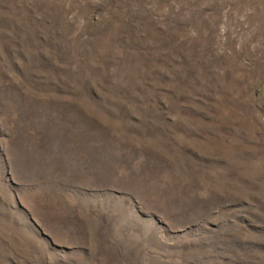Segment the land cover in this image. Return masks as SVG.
Masks as SVG:
<instances>
[{"label": "rangeland", "instance_id": "obj_1", "mask_svg": "<svg viewBox=\"0 0 264 264\" xmlns=\"http://www.w3.org/2000/svg\"><path fill=\"white\" fill-rule=\"evenodd\" d=\"M0 264H264V0H0Z\"/></svg>", "mask_w": 264, "mask_h": 264}]
</instances>
